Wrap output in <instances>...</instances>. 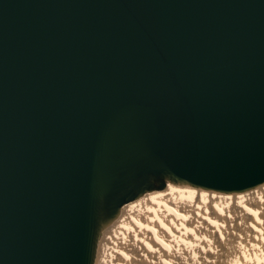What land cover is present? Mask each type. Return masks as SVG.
Segmentation results:
<instances>
[{
	"label": "water",
	"instance_id": "95a60500",
	"mask_svg": "<svg viewBox=\"0 0 264 264\" xmlns=\"http://www.w3.org/2000/svg\"><path fill=\"white\" fill-rule=\"evenodd\" d=\"M167 181L264 183V0H0V264H94Z\"/></svg>",
	"mask_w": 264,
	"mask_h": 264
},
{
	"label": "bare ground",
	"instance_id": "6f19581e",
	"mask_svg": "<svg viewBox=\"0 0 264 264\" xmlns=\"http://www.w3.org/2000/svg\"><path fill=\"white\" fill-rule=\"evenodd\" d=\"M257 187L264 189V183L242 192H219L187 183L179 185V183L167 181L164 189L144 192L134 200L123 204L114 218L102 228V231L105 230L107 234L111 233L110 235L119 233L125 236L124 239L127 233L136 234L137 249L134 252H129L130 249H126V245L114 250L113 255L118 260L117 262L120 261L122 264H150L148 262L153 264H217L218 256H220L217 247L222 249L225 241L228 244L227 236L231 240H238L241 244V247L238 245L237 249L235 248V251L242 249L238 254L227 250L231 252L230 258L237 259L234 264H264V194H259L261 189ZM254 193L259 194L258 201L248 202L252 197L250 195ZM198 197L201 198L200 202H198ZM235 199V203L238 204L237 208L241 211L239 217L241 221H246L244 227L242 222L239 221L237 224L235 220L228 217L230 210H233ZM195 211L199 219L197 220L198 227L192 225L194 223L191 219L192 212ZM231 223L236 224V226L233 225L232 234L228 232V225H232ZM197 228L202 233L198 235L199 238L200 236L203 238V233L213 235L208 245L205 246L199 238L197 241L194 240L195 232L198 233ZM221 235L224 236L221 237ZM235 235L237 238L234 237ZM140 251H142L141 254ZM141 256L147 262L143 263Z\"/></svg>",
	"mask_w": 264,
	"mask_h": 264
},
{
	"label": "rangeland",
	"instance_id": "374dc122",
	"mask_svg": "<svg viewBox=\"0 0 264 264\" xmlns=\"http://www.w3.org/2000/svg\"><path fill=\"white\" fill-rule=\"evenodd\" d=\"M181 184H183V183H179V185H181ZM165 188V186H162V187H160V185L159 184H156L151 190H161V189H164ZM258 188V187H257ZM258 189H261V190H264L263 188H258ZM261 190H259L260 191V193L259 194H261V193H263L264 194V191L263 192H261ZM207 191V190H206ZM258 194V195H259ZM254 195V196H253ZM253 195H250V197H251V199H249L248 200V202H250V201H255V200H257L258 201V195H257V193L255 194H253ZM199 198V197H198ZM200 200H201V198H199L198 199V202H200ZM236 202V199L234 200V203H233V206L234 207H232L233 208V210L231 209L230 210V214H229V216L228 217H231L232 218V220H235V223H239V221L240 222H242L244 225H243V227L245 226V224H246V221H241L242 219H240V213H241V211H240V209H238L237 207H238V204L237 203H235ZM142 204H143V202H141ZM141 203H139V204H141ZM225 204V203H224ZM138 205V204H137ZM133 207V206H132ZM192 208H194V207H192ZM227 209H229V208H227ZM240 211V212H239ZM193 214H192V217H191V219H192V221L194 222H192L193 224V227L194 226H196V227H198V221L197 220H199L198 219V215H196V211L195 212H192ZM232 213V214H231ZM197 216V217H196ZM237 216V218H235ZM235 218V219H234ZM230 219V218H229ZM238 221V222H237ZM228 222H229V220H228ZM248 222H250V221H248ZM195 224V225H194ZM232 225H228V228H229V230H228V232H233L234 230H233V225H235L236 226V224H234V223H231ZM220 226H222V225H220ZM195 227V228H196ZM223 227V226H222ZM232 230H231V229ZM197 231L199 230L198 228L196 229ZM208 232V231H207ZM197 232H195V237L197 238H194V240L195 241H197L198 240V235H201L202 233L201 232H199L198 231V233L196 234ZM111 233H109V234H107V232L105 231V230H101L100 231V234H99V238H98V245H97V247L98 248H96V256H95V260H94V263L96 262V264H122L120 261L119 262H117L118 260L116 259V257H115V255H113V254H115V248H121V246H125L126 247V249H130V250H128L129 252H134L137 248V245H135V242H136V238H135V233L134 234H132V233H127V236H126V239H124L125 238V236L124 235H120L119 233H117V234H112V235H110ZM204 235L202 236L203 238H201V236H200V240H202V242H204L205 243V246L206 245H208L209 244V239H211V236H213V235H210L209 233H203ZM207 234H208V238H207ZM232 234V233H231ZM234 234V233H233ZM114 235V236H113ZM118 235V236H117ZM216 235L218 236V233H216ZM227 234H225V236H226ZM104 236V237H103ZM112 236L114 237V238H112ZM224 235H221V237H223ZM110 237V238H109ZM135 239H134V238ZM205 237L207 238V239H205ZM234 237H236L237 238V235H235ZM233 237V238H234ZM128 238V239H127ZM226 238H228L229 240H228V244H227V242H226V244H227V246H226V244H225V242H224V245H223V247H222V249L220 248V247H217L218 248V255H220V256H222V257H220V256H218V260H217V264H234V262L237 260V259H235V258H230L229 256H230V253L231 252H236L237 254H238V252L239 251H241V250H238V251H235L236 249H237V247H238V245H240L239 247H241V244L240 243H238V240L236 241H234L233 239V241H234V243H233V241L231 240V238H229L228 236L226 237ZM238 238H239V236H238ZM108 239V240H107ZM124 239V240H123ZM174 239V238H173ZM103 240V241H102ZM125 240H126V242H125ZM106 241V242H105ZM109 241V242H108ZM124 241V242H123ZM152 241H153V239H152ZM174 242V241H173ZM172 242V244H174ZM206 242H208V243H206ZM233 244H232V243ZM229 243H230V245H229ZM113 244H114V246H113ZM236 244V245H235ZM127 245H128V247H127ZM235 245V246H234ZM232 246H234V247H232ZM104 248V249H103ZM111 248V249H110ZM113 248V249H112ZM119 248V249H120ZM133 248H135V249H133ZM226 249V250H223V249ZM229 248V249H228ZM236 248V249H235ZM113 252H109L110 250ZM220 249V250H219ZM107 252H106V251ZM109 250V251H108ZM221 250H223L222 252H221ZM227 250H230L231 252L229 253ZM101 251H103L102 253H101ZM104 251H105V253H104ZM225 251H226V253H225ZM100 252V253H99ZM112 253V254H111ZM142 253V251H140V254ZM228 253V254H227ZM227 254V255H226ZM102 255V256H101ZM112 255V256H111ZM101 257V258H100ZM114 257V258H113ZM139 258V257H138ZM140 258H142V256L140 257ZM221 258V259H220ZM225 258V259H224ZM227 259V260H226ZM116 260V261H115ZM211 261V260H210ZM222 261H224V262H222ZM117 262V263H116ZM142 262L143 263H145V262H147L146 260H144V258H142ZM226 262V263H225ZM148 263H150V264H153V263H151V262H148ZM194 263H196V261L194 262ZM134 264H136V263H134ZM138 264V263H137Z\"/></svg>",
	"mask_w": 264,
	"mask_h": 264
}]
</instances>
